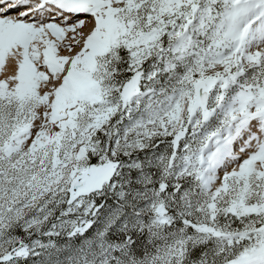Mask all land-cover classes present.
I'll list each match as a JSON object with an SVG mask.
<instances>
[{"label": "snow or ice", "instance_id": "6c2138e0", "mask_svg": "<svg viewBox=\"0 0 264 264\" xmlns=\"http://www.w3.org/2000/svg\"><path fill=\"white\" fill-rule=\"evenodd\" d=\"M0 264H264V0H0Z\"/></svg>", "mask_w": 264, "mask_h": 264}]
</instances>
